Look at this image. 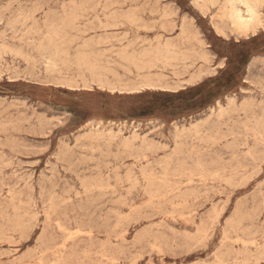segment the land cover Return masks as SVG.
Masks as SVG:
<instances>
[{"label": "rangeland", "instance_id": "374dc122", "mask_svg": "<svg viewBox=\"0 0 264 264\" xmlns=\"http://www.w3.org/2000/svg\"><path fill=\"white\" fill-rule=\"evenodd\" d=\"M229 1L0 0V264H264V0Z\"/></svg>", "mask_w": 264, "mask_h": 264}, {"label": "bare ground", "instance_id": "6f19581e", "mask_svg": "<svg viewBox=\"0 0 264 264\" xmlns=\"http://www.w3.org/2000/svg\"><path fill=\"white\" fill-rule=\"evenodd\" d=\"M261 3H262V0H230L229 1V6L227 7V11L225 12V14L227 13V15H228V17H229V19L231 20V22H232V24L237 28V29H239V30H244V31H247V30H249L250 28H252L256 23H261V22H263V17L261 16V12H260V10H259V8H260V6H261ZM197 5V4H196ZM240 5H243L244 7H245V10H243V9H241L240 8ZM200 7H202V6H200ZM243 8V7H242ZM52 11V10H51ZM246 12V13H244V12ZM20 13V12H19ZM53 13V12H52ZM27 14V13H26ZM18 16V15H17ZM129 16H130V14H129ZM54 18H56L55 16H53ZM125 18V17H124ZM163 18V17H162ZM166 18V17H165ZM16 19V18H15ZM61 19V18H60ZM126 20V19H125ZM58 21H59V19H58ZM40 22V21H39ZM60 22H61V20H60ZM11 23H13V21L11 22ZM31 24H32V22H31ZM38 24V23H37ZM221 24V23H220ZM11 25V24H10ZM29 25V24H28ZM223 25V24H222ZM114 26V25H113ZM184 26V25H183ZM187 26V25H186ZM57 27V26H56ZM187 27H190V25L189 26H187ZM52 28H53V26H52ZM222 28V27H221ZM27 29V28H26ZM62 29V28H61ZM218 29H219V27H218ZM56 30V29H55ZM69 30V29H68ZM189 30V29H188ZM188 30H187V32H188ZM220 30V29H219ZM22 31H23V29H22ZM58 31V30H57ZM49 32V31H48ZM191 32V31H190ZM185 33V32H184ZM183 33V34H184ZM189 33V32H188ZM50 34H51V32H50ZM58 34V33H57ZM80 35V34H79ZM126 35V34H125ZM185 35V34H184ZM188 35H190V34H188ZM47 36H49V35H47ZM54 36V35H53ZM196 36V35H195ZM75 37H77V36H75ZM52 38V37H51ZM55 38V37H54ZM57 38V37H56ZM63 39V38H62ZM194 39H195V37H194ZM64 40V39H63ZM139 40V39H138ZM137 40V41H138ZM51 41V40H50ZM56 41V40H55ZM59 41V40H58ZM99 41V40H98ZM154 41V40H153ZM184 41H186V39L184 40ZM61 41H59V43H60ZM100 42V41H99ZM47 43V42H46ZM45 43V44H46ZM53 43V42H52ZM84 43V42H83ZM197 43H198V41H197ZM48 44V43H47ZM53 44H56L57 45V43L55 42V43H53ZM52 44V45H53ZM103 44V43H102ZM200 44V43H199ZM50 45V43L48 44V46ZM63 45V44H62ZM120 45V44H119ZM141 45V44H140ZM184 45V44H183ZM46 46V45H45ZM53 46H55V45H53ZM60 46V45H59ZM59 46H57V47H59ZM151 46V45H150ZM157 46H158V44H157ZM161 46V45H160ZM165 46V45H164ZM200 46V45H199ZM1 47V46H0ZM65 47V46H64ZM87 47H89V46H87ZM87 47L86 48H84V49H86L87 50ZM169 47V46H168ZM176 47H177V45H176ZM1 48H3V45H2V47ZM0 48V49H1ZM8 48V47H7ZM42 48L44 49V47H43V44H42ZM48 48H50V47H48ZM51 48H53L52 46H51ZM51 48H50V50H51ZM157 48H159V47H157ZM5 49H6V47H5ZM9 49V48H8ZM46 49V48H45ZM54 49V48H53ZM125 49V48H124ZM127 49V48H126ZM169 49H171L170 47H169ZM7 50V49H6ZM46 50H49V49H46ZM56 50V49H55ZM57 50H58V48H57ZM59 50H61V48L59 49ZM64 50V49H63ZM162 50H164V49H162ZM167 50H168V48H167ZM166 50V51H167ZM173 50V49H172ZM17 51V50H16ZM19 51V50H18ZM43 51H45V50H43ZM102 51H103V49H102ZM109 51V50H108ZM152 51H153V48H152ZM165 51V52H166ZM47 52H49V51H47ZM61 52V51H60ZM64 52H66V51H64ZM106 52V51H105ZM136 52V51H135ZM158 52H160V51H158ZM172 52V51H171ZM171 52H170V54H171ZM14 53H15V51H14ZM17 53V52H16ZM15 53V54H16ZM40 53H43V52H40ZM51 53H52V50H51ZM102 53V52H101ZM167 53H168V51H167ZM166 53V54H167ZM194 53H195V51H194ZM194 53H192V54H194ZM4 54V53H3ZM12 54V53H11ZM18 54V53H17ZM17 54H16V56H17ZM55 54V53H54ZM64 54V53H63ZM67 54V53H66ZM76 54V53H75ZM74 54V55H75ZM165 54V56H168V55H166ZM182 54V53H181ZM196 54V53H195ZM1 55V54H0ZM26 55V54H25ZM52 55H53V53H52ZM61 55H62V52H61ZM85 55V54H84ZM84 55H82V57H84ZM118 55V54H117ZM144 55V54H143ZM143 55H141V56H143ZM160 54L158 53V56H159ZM177 54H175V56H176ZM55 56H57L56 54H55ZM60 56V55H59ZM64 56V55H63ZM66 56V55H65ZM77 56V55H76ZM94 56V55H93ZM132 56V55H131ZM130 56V57H131ZM145 56V55H144ZM178 56V55H177ZM194 57H195V55H193ZM192 56V57H193ZM197 56V55H196ZM202 56H204V55H202ZM67 57V56H66ZM65 57V58H66ZM119 57H121V56H119ZM118 57V58H119ZM187 58H189V56H186ZM194 57H193V60H194ZM198 57V56H197ZM201 57V56H200ZM199 57V58H200ZM0 58H2V57H0ZM77 58V57H76ZM78 58H81V55H80V57L78 56ZM122 58V60H124V58H123V56L121 57ZM121 58H120V60H121ZM126 58H127V56H126ZM168 58V57H167ZM166 58V59H167ZM173 58V57H172ZM171 58V59H172ZM176 58V57H175ZM174 58V59H175ZM22 59H24V58H22ZM32 59V58H31ZM34 59V58H33ZM73 59V58H72ZM74 59H75V57H74ZM83 59H86V58H83ZM157 59V58H156ZM169 60H170V58H168ZM204 59V57H202V60ZM3 60V59H2ZM92 60H93V58H92ZM117 60V59H116ZM119 60V59H118ZM121 60V61H122ZM126 60V59H125ZM143 60V59H142ZM161 60V59H160ZM168 60V61H169ZM183 60V59H182ZM186 60V59H185ZM198 60V59H197ZM49 60H47L46 62H48ZM69 61V60H68ZM75 61V60H74ZM73 61V62H74ZM87 61V60H86ZM85 61V62H86ZM89 61V60H88ZM130 61H131V59H130ZM170 61H173V60H170ZM175 61V60H174ZM177 62H182V61H179V60H176ZM187 61V60H186ZM262 61V60H261ZM261 61H259V62H261ZM63 62V61H62ZM65 62V61H64ZM63 62V63H64ZM155 62H157V61H155ZM166 62H167V60H166ZM185 62V61H184ZM1 63V62H0ZM26 63H27V60H26ZM115 63V62H114ZM118 63V62H117ZM153 63V62H152ZM168 63V62H167ZM262 63V62H261ZM34 64V63H33ZM85 64V63H84ZM83 64V65H84ZM109 64H111V63H109ZM161 64V63H160ZM180 64H182V63H180ZM35 65H37V64H35ZM87 65V64H86ZM120 65V64H119ZM149 65V64H148ZM166 65V64H165ZM40 66V65H39ZM48 66V65H47ZM47 66H45V67H47ZM54 66V65H53ZM74 66V65H73ZM79 66V65H78ZM85 66V65H84ZM156 66V65H155ZM164 66V65H163ZM171 66V65H170ZM198 66V65H197ZM262 66H263V64H262ZM34 67H36V66H34ZM122 67V66H121ZM135 67H136V65H135ZM191 67V66H190ZM189 67V68H190ZM40 68V67H39ZM67 68V67H66ZM85 68H86V66H85ZM137 68V67H136ZM157 68V67H156ZM170 68H172V66L170 67ZM175 68V67H174ZM185 68H186V66H185ZM32 69V68H31ZM45 69V68H44ZM87 69V68H86ZM86 69H85V71H86ZM88 69H90V67L88 68ZM100 69V68H99ZM173 69V68H172ZM101 70V69H100ZM99 70V71H100ZM126 70H129V69H126ZM139 70V69H138ZM158 70H160V69H158ZM166 70V69H165ZM261 70V69H260ZM28 71H29V69H28ZM33 71V70H32ZM157 71V70H156ZM161 71V70H160ZM53 72V71H52ZM104 72V71H103ZM131 72V71H130ZM55 73V72H54ZM89 73H90V71H89ZM51 74V73H50ZM50 74H49V76H50ZM83 74V73H82ZM81 74V75H82ZM91 74V73H90ZM111 74H113V73H111ZM254 74V73H253ZM18 75V74H17ZM94 75V74H93ZM132 75V74H131ZM173 75V74H172ZM16 76V75H15ZM48 76V77H49ZM77 76V75H76ZM133 76V75H132ZM17 77V76H16ZM15 77V78H16ZM53 76L51 75V78H52ZM82 77V76H81ZM54 78V77H53ZM111 78V77H110ZM57 79V78H56ZM82 78H80V80H81ZM254 79V78H253ZM258 79V78H257ZM51 80V79H50ZM60 80V79H59ZM86 80V79H85ZM261 80V79H260ZM64 82H65V80H63ZM69 81V80H68ZM84 81V80H83ZM53 82H54V80H53ZM56 82V81H55ZM60 82H61V80H60ZM151 82H153V81H151ZM119 83V82H118ZM148 83H150V82H148ZM164 83V82H163ZM259 83V82H258ZM73 84H74V82H73ZM107 84V83H106ZM122 84V83H121ZM153 84H154V82H153ZM261 83H259V85H260ZM110 85V84H109ZM142 85H144V84H142ZM256 85V84H255ZM150 86V85H149ZM112 87V86H111ZM114 87V86H113ZM136 87V86H135ZM171 87V86H170ZM120 88H122V87H120ZM125 87H123V89H124ZM167 88V87H166ZM165 88V89H166ZM176 88V87H175ZM174 89V88H173ZM246 97V96H245ZM231 99V98H230ZM229 100V99H228ZM232 100V99H231ZM236 100V99H235ZM243 100V99H242ZM230 101V100H229ZM244 101V100H243ZM242 101V102H243ZM251 101V100H250ZM247 103V102H246ZM253 103H254V101H253ZM227 104V103H226ZM251 104V103H250ZM239 105V104H238ZM245 105V104H244ZM260 105V104H259ZM222 106V105H221ZM241 106H242V104H241ZM246 106V105H245ZM261 106H262V104H261ZM239 107V106H238ZM243 107V106H242ZM222 108V107H221ZM241 108V107H240ZM245 108V107H244ZM229 110H230V108H229ZM225 113V112H224ZM223 113V114H224ZM234 113V112H233ZM211 115V114H210ZM246 115V114H245ZM31 116H32V114H31ZM48 116V115H47ZM213 116V115H212ZM226 116V115H225ZM209 117H211V116H209ZM220 117V116H219ZM245 117V116H244ZM243 117V118H244ZM246 118H247V116H246ZM249 118H250V116H249ZM251 118H253V117H251ZM218 119V118H217ZM207 120H208V118H207ZM206 120V121H207ZM219 120V119H218ZM247 120V119H246ZM245 120V121H246ZM263 121V120H262ZM262 121L260 122V123H262ZM264 122V121H263ZM199 123V122H198ZM201 123V122H200ZM191 124V123H190ZM214 124V123H213ZM218 124H220V123H218ZM253 124V123H252ZM32 125V124H31ZM45 125V124H44ZM179 125V124H178ZM222 125V124H221ZM190 126V125H189ZM195 126H197V125H195ZM194 126V127H195ZM253 126V125H252ZM42 127V126H41ZM183 127V126H182ZM244 127V126H243ZM263 127V126H262ZM196 128H198V127H196ZM212 128V127H211ZM215 128H216V126H215ZM221 128V127H220ZM111 129V128H110ZM188 129V128H187ZM213 129V128H212ZM223 129H224V127H223ZM230 129V128H229ZM97 130H99V129H97ZM114 130V129H113ZM112 130V131H113ZM122 130V129H121ZM197 130V129H196ZM220 130V129H219ZM245 130V129H244ZM119 131V130H118ZM176 131V130H175ZM198 131V130H197ZM224 131V130H223ZM222 131V132H223ZM228 131V130H227ZM106 132V131H105ZM111 132V131H110ZM125 132V131H124ZM178 132H180V130L178 131ZM217 132V131H216ZM215 132V133H216ZM228 132H231V131H228ZM87 133V132H86ZM92 133V132H91ZM108 133V132H107ZM181 133V132H180ZM90 134V133H89ZM99 134V133H98ZM100 134H101V132H100ZM106 134V133H105ZM118 134H120V132L118 133ZM134 134V133H133ZM187 134V133H186ZM110 135V134H109ZM115 135H117V134H115ZM181 135V134H180ZM195 135V134H194ZM97 136H99V135H97ZM101 136V135H100ZM131 136H133V135H131ZM131 136H130V138H131ZM138 136V135H137ZM146 136V135H145ZM86 137V136H85ZM89 137V136H88ZM102 137V136H101ZM100 137V138H101ZM141 137V136H140ZM177 137V136H176ZM181 137V136H180ZM186 137V136H185ZM78 138V137H77ZM77 138H75V139H77ZM82 138H84V137H82ZM127 138V137H126ZM137 138V137H136ZM142 138H143V136H142ZM85 139H87V138H85ZM96 139V138H95ZM98 139V138H97ZM108 139H110V138H108ZM135 139V138H134ZM133 139V140H134ZM144 139V138H143ZM184 139V138H183ZM103 140H105V139H103ZM128 140V139H127ZM132 140V141H133ZM136 140V139H135ZM148 140V139H147ZM181 140V139H180ZM185 140V139H184ZM212 140V139H211ZM222 140H224V139H222ZM79 141V140H78ZM78 141H76L77 143H78ZM96 141V140H95ZM98 141V140H97ZM112 141V140H111ZM131 141V140H130ZM129 141V142H130ZM186 141H187V139H186ZM185 141V142H186ZM253 141V140H252ZM127 142V141H126ZM141 142H142V140H141ZM195 142V141H194ZM123 143V142H122ZM176 143V142H175ZM233 143V142H232ZM141 144H143V143H141ZM140 144V145H141ZM125 145V144H124ZM123 145V146H124ZM178 145V144H177ZM176 145V146H177ZM181 145V144H180ZM222 145V144H221ZM83 146V145H82ZM127 146V145H126ZM151 146H152V144H151ZM168 146V145H167ZM179 146V145H178ZM182 146V145H181ZM226 146H227V144H226ZM65 147V146H64ZM68 147V146H67ZM66 147V148H67ZM83 147H85V146H83ZM87 147V146H86ZM92 147V146H91ZM121 147H122V145H121ZM142 147H144V145L142 146ZM163 147V146H162ZM166 147V146H165ZM225 147V146H224ZM256 147V146H255ZM254 147V148H255ZM179 148V147H178ZM253 148V149H254ZM79 149H81V148H79ZM121 149V148H120ZM142 149V148H141ZM149 149V148H148ZM162 148H160V150H161ZM165 149V148H164ZM229 149H231V148H229ZM258 149V148H257ZM63 150V149H62ZM68 150V149H67ZM71 150V149H70ZM83 150V149H82ZM81 150V151H82ZM90 150H92V149H90ZM124 150V149H123ZM180 150H182V149H180ZM234 150V149H233ZM95 151V150H94ZM257 151V150H256ZM63 152H66V150L65 151H63ZM80 152V151H79ZM84 152V151H83ZM118 152H119V150H118ZM138 152V151H137ZM140 152V151H139ZM146 152H147V150H146ZM177 152H178V150H177ZM253 152V151H252ZM262 152V151H261ZM261 152H259V153H261ZM67 153V152H66ZM69 154V153H68ZM90 154H92V153H90ZM120 154V153H119ZM125 154V153H124ZM116 155H118V154H116ZM120 155H122V154H120ZM59 156H60V154H59ZM65 156V155H64ZM80 156V155H79ZM83 156V155H82ZM115 156V155H114ZM186 156V155H185ZM261 156V154L259 155V157ZM84 157H86V156H84ZM121 157V156H120ZM183 157H184V155H183ZM258 157V156H257ZM132 158V157H131ZM199 158V157H198ZM64 159V158H63ZM69 159V158H68ZM72 159H74L73 158V154H72ZM72 159H70V160H72ZM81 159V158H80ZM89 159V158H88ZM102 159V158H101ZM116 159V158H115ZM137 159V158H136ZM139 159V158H138ZM183 159V158H182ZM62 160V159H61ZM85 160V159H84ZM133 160V159H132ZM241 160V159H240ZM86 161V160H85ZM163 161H165V160H163ZM162 161V162H163ZM183 161V160H182ZM185 161V160H184ZM217 161V160H216ZM219 161H221V160H219ZM61 162V161H60ZM166 162V161H165ZM170 162V161H169ZM212 162V161H211ZM218 162V161H217ZM63 163H64V161H63ZM136 163V162H135ZM183 163V162H182ZM214 163V162H213ZM262 163V162H261ZM107 164V163H106ZM208 164V163H207ZM72 165H74V163L72 164ZM72 165H71V167H72ZM96 165V164H95ZM141 165V164H140ZM158 166L157 167H159L160 165H159V163L157 164ZM194 165H196V164H194ZM214 165V164H213ZM212 165V166H213ZM70 166V165H69ZM155 166V165H154ZM188 166V165H187ZM193 166V165H192ZM208 166H210V164H208ZM74 167H76V166H74ZM108 167V166H107ZM106 167V168H107ZM142 167V166H141ZM194 167V166H193ZM60 168V167H59ZM73 168V167H72ZM79 168V167H78ZM91 168V167H90ZM97 168V167H96ZM69 169V168H68ZM159 169V168H158ZM197 169V168H196ZM230 169V168H229ZM76 170V169H75ZM92 170V169H91ZM94 170V169H93ZM114 170V169H113ZM112 170V171H113ZM129 170V169H128ZM88 170H86V172H87ZM90 171V170H89ZM88 171V172H89ZM115 171V170H114ZM127 171V170H126ZM64 172V171H63ZM71 172V171H70ZM80 172V171H79ZM78 172V173H79ZM108 172V171H107ZM243 172V171H242ZM6 173V172H5ZM74 173V172H73ZM110 173V172H109ZM108 173V174H109ZM126 174H127V172H126ZM51 176V175H50ZM75 176H76V174H75ZM107 176V175H106ZM126 176H128V175H126ZM77 177H78V175H77ZM220 177V176H219ZM251 177V176H250ZM49 178V177H48ZM135 178V177H134ZM147 179V178H146ZM47 180V179H46ZM143 180V179H142ZM195 180V179H194ZM41 181V180H40ZM89 181V180H88ZM93 180H91V182H92ZM127 181H128V179H127ZM126 181V182H127ZM133 181V180H132ZM132 181H131V183H132ZM135 181V180H134ZM48 182H49V180H48ZM47 182V183H48ZM87 182V181H86ZM50 183H52V182H50ZM82 183V182H81ZM89 183V182H88ZM102 183V182H101ZM130 183V184H131ZM160 183V182H159ZM235 183V182H234ZM240 183V182H239ZM26 184V183H25ZM104 184V183H103ZM121 184V183H120ZM120 184H119V186H120ZM133 184V183H132ZM131 184V185H132ZM223 184H225V183H223ZM243 184V183H242ZM89 185V184H88ZM102 185V184H101ZM101 185H100V187H101ZM244 185V184H243ZM81 186V185H80ZM104 185H102V187H103ZM105 186H106V184H105ZM124 186V185H123ZM124 188V187H123ZM83 189V188H82ZM85 189H86V187H85ZM121 189V188H120ZM88 191H89V189H87ZM95 190V189H94ZM93 190V191H94ZM106 190V189H105ZM127 190V189H126ZM192 190V189H191ZM92 191V192H93ZM104 191V190H103ZM76 192V191H75ZM78 192V191H77ZM150 192V191H149ZM185 192H186V190H185ZM100 193V192H99ZM116 193V192H115ZM189 193H191V192H189ZM93 194V193H92ZM205 194H207L206 192H205ZM67 195V194H66ZM100 195L101 194H99L98 196H99V198H100ZM106 195V194H105ZM150 195V194H149ZM148 195V196H149ZM214 195V194H213ZM256 195V194H255ZM79 196V195H78ZM103 195H101V197H102ZM7 197V196H6ZM12 197H14V196H12ZM92 197V196H91ZM104 197V196H103ZM118 197V196H117ZM147 197V196H146ZM255 197V196H254ZM95 199H97V198H95ZM82 200V199H81ZM85 200V199H84ZM86 200H87V197H86ZM98 200V199H97ZM101 200V199H100ZM174 200V199H173ZM247 200V199H246ZM99 201V200H98ZM121 201V200H120ZM251 202H252V200H251ZM170 203V202H169ZM248 203V202H247ZM239 204V203H238ZM246 204V203H245ZM177 205V204H176ZM242 205V204H241ZM167 206V205H166ZM244 206V205H243ZM242 206V207H243ZM262 206H263V204H262ZM91 208H92V206H91ZM122 208V207H121ZM261 209V208H260ZM97 210H98V208H97ZM140 211V210H139ZM223 211H224V209H223ZM239 211H241L240 210V208H239ZM132 212H134V210L132 211ZM9 213V212H8ZM24 213V212H23ZM164 213V212H163ZM241 214V213H240ZM239 214V215H240ZM33 215V214H32ZM142 216V215H141ZM237 216V215H236ZM242 216V215H241ZM249 216V215H248ZM118 217H119V215H118ZM238 217V216H237ZM215 218H217V217H215ZM239 218H240V216H239ZM238 218V219H239ZM238 219H237V222H238ZM73 220V219H72ZM209 220V219H208ZM240 220H241V218H240ZM74 221V220H73ZM212 221V220H211ZM29 222V221H28ZM212 223V222H211ZM234 223H236V222H234ZM15 224V223H14ZM58 224V223H57ZM230 224V223H229ZM232 224V223H231ZM230 224V225H231ZM237 224H239V223H237ZM29 225V224H28ZM233 225V224H232ZM231 225V226H232ZM177 227V226H176ZM197 229V228H196ZM7 230V229H6ZM62 230V229H61ZM18 231V230H17ZM186 231H188L187 229H186ZM190 231V230H189ZM78 232V231H77ZM192 232V231H191ZM195 237V236H194ZM2 239V238H1ZM38 241V240H37ZM196 244H198V243H196ZM252 245V244H251ZM101 246V245H100ZM63 247V246H62ZM40 249V248H39ZM41 250V249H40ZM118 250H119V248H118ZM37 252V251H36ZM31 253H33V251H31ZM1 254V253H0ZM2 255V254H1ZM0 255V256H1ZM259 256V255H258ZM218 262V261H217ZM206 263V262H205ZM52 264V263H51Z\"/></svg>", "mask_w": 264, "mask_h": 264}]
</instances>
